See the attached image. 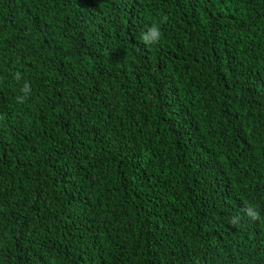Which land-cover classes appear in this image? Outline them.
<instances>
[{"label": "trees", "instance_id": "trees-1", "mask_svg": "<svg viewBox=\"0 0 264 264\" xmlns=\"http://www.w3.org/2000/svg\"><path fill=\"white\" fill-rule=\"evenodd\" d=\"M0 264H264V0H0Z\"/></svg>", "mask_w": 264, "mask_h": 264}, {"label": "clouds", "instance_id": "clouds-1", "mask_svg": "<svg viewBox=\"0 0 264 264\" xmlns=\"http://www.w3.org/2000/svg\"><path fill=\"white\" fill-rule=\"evenodd\" d=\"M166 22V20L164 21ZM161 31L160 28L156 25H153L150 29L147 30V32L142 33L141 38L145 43L151 44V43H157L159 42L161 38ZM19 78V77H17ZM22 93H29L30 92V85L28 83H25L23 88L21 89ZM18 102H22V100L18 97ZM250 210V209H249ZM248 210V211H249ZM245 214H248L247 212ZM251 216L253 219H259V213L255 210L251 211ZM239 220V217H237V221Z\"/></svg>", "mask_w": 264, "mask_h": 264}]
</instances>
